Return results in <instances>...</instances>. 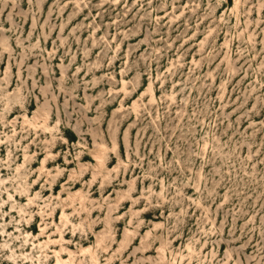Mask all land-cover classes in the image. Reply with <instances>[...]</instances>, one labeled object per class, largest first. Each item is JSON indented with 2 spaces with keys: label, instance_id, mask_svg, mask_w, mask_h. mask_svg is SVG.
I'll return each mask as SVG.
<instances>
[{
  "label": "rangeland",
  "instance_id": "rangeland-1",
  "mask_svg": "<svg viewBox=\"0 0 264 264\" xmlns=\"http://www.w3.org/2000/svg\"><path fill=\"white\" fill-rule=\"evenodd\" d=\"M0 264H264V0H0Z\"/></svg>",
  "mask_w": 264,
  "mask_h": 264
},
{
  "label": "bare ground",
  "instance_id": "bare-ground-1",
  "mask_svg": "<svg viewBox=\"0 0 264 264\" xmlns=\"http://www.w3.org/2000/svg\"><path fill=\"white\" fill-rule=\"evenodd\" d=\"M63 215L65 216V213H64ZM65 217H66V216H65ZM88 251H89V249H86V248L83 249V252H88ZM62 260H63V259H60L61 263H64Z\"/></svg>",
  "mask_w": 264,
  "mask_h": 264
}]
</instances>
